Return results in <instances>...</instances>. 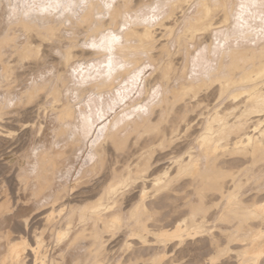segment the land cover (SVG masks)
<instances>
[{"label": "bare ground", "instance_id": "obj_1", "mask_svg": "<svg viewBox=\"0 0 264 264\" xmlns=\"http://www.w3.org/2000/svg\"><path fill=\"white\" fill-rule=\"evenodd\" d=\"M179 1H157L169 7V11L165 15L156 18L158 19V25L173 31L174 23L177 21L178 24L180 21L182 23L185 14L183 15L182 11H179L181 15H177ZM221 1L223 3L227 2L226 0ZM131 2L133 0H118V3L113 7L112 11L110 10L111 17L117 23L123 18L124 21L131 19L128 16L132 6ZM197 2L199 13H195L196 15L193 14L190 17L188 15V18L186 16V20H184L186 24H184L183 33L184 35H189L190 38L196 37L199 33L210 32L209 30L212 26L215 29L216 27L214 25L218 24L217 22L215 24V21L213 22L214 18L212 19L211 17L214 12L212 9L214 6L212 7L208 0H197ZM88 7L89 10L84 7L86 8L85 10H88L85 16L86 18L92 16L94 10V5ZM85 10L83 11L86 12ZM34 11L30 14L31 18L37 14V12L33 14ZM98 13L96 15L100 16L101 14L99 15ZM23 17L25 16H22L20 19L22 21L20 22L26 21V18L24 19ZM172 19L176 22L172 25L170 22L169 25L168 22ZM228 20V12H225L224 21L227 22ZM154 23L150 24L147 22L141 25L142 27H138L139 25L136 26V23H132L128 27L126 26L127 28L123 27L124 32L122 31V36H124V43L122 42L123 45L120 46V50L123 51V58L124 56L125 58L130 56L132 52L130 50L133 48H144L148 51L149 58L155 61L158 54L156 52L157 55L154 53V48L157 47L158 49V47H161L163 50H169L167 43L161 44L162 39L159 38L156 28L153 27L156 24ZM34 24H26L24 22L23 26L25 28L24 30L27 31V36L26 40L24 42L22 41L23 45L19 48L23 50L24 57L33 55L34 60L39 62V58L44 52V48H42L44 46L43 44L49 47L57 43L60 45V41H62L60 37L63 35H60L59 23L50 27L51 35L44 34L41 31L42 28H46L47 26L42 27V25H38L37 23ZM79 24H81L80 21ZM32 32H37V36L42 38L40 43H35V39H31V37H35V35L32 36ZM12 34L8 30L0 38V72L4 76L8 71L12 72L11 60L8 59L7 48L11 47L15 49L18 47L17 37ZM230 51L233 59L230 65H228L229 69H227V72L224 74L222 72L221 74L216 73V77L214 74L212 76L210 74L211 72L209 74L210 77H215L213 81L210 78L212 84L215 82L218 83L216 86L219 95L228 94V96H231V104L224 109L216 107L210 109L207 112L208 114L202 117L201 124L199 123L202 127L199 129V134L197 132L202 153L200 154L198 152L199 155H194L192 152H188L184 155V158L177 159L175 164L176 172L174 174L169 170H165L157 175L152 173L157 163L155 160V151L157 148H165L172 143V137H168V129L174 132L176 127L180 125L184 128L187 127V129L192 127L193 119L190 118V109L194 106L193 104L197 106L204 102L205 98L197 99L195 102L190 98L196 99V97H200L199 94L205 87V80L202 83L194 81L191 83L188 82V84H181L180 87L178 86V89L175 86L176 89L174 88L172 93L167 90L172 95L167 96L168 92H163L162 101L160 100L165 105V109L163 108L164 110H162L164 112L162 113V117L154 124L149 120L144 125L146 127L143 126L145 128L143 130L147 133V136H152V139L156 138V140L148 144V149L139 156L134 166L130 163H124L120 166L111 167V178L107 184L94 186L87 183L78 187L77 191H72L70 189L71 186L68 184L69 178H67V182L64 181L65 183L62 185L60 182L59 184L61 186H56L55 174L58 171L57 169L63 166L62 163L66 159H73L75 156H78L77 151L76 154L74 153L75 150L69 153V150L65 149L64 146V149L58 148L59 143L58 145L52 143L48 147L46 146L45 149L44 147H37L40 151L38 149L34 154L36 161H30L34 163V165H31L33 168H29L30 162H26L29 167L25 165L27 169H19L17 173L19 185L17 184L18 187L16 188V198L7 189L10 187V182L8 186L4 183L7 180L2 176H5L6 173L3 172L5 173L4 175L0 174L3 178V180H0L2 181L0 184H3L1 185L3 190L0 188L3 191L0 192V247H5L4 252L0 253V264H66L63 262L69 257H74L73 259L75 261L73 262H76L78 258H82L83 261L87 259L92 262L93 260L103 261V259H108L109 261L106 264H139L138 260L142 257L145 258L144 256L146 255L148 257L147 260H150L149 262L151 264H173L174 261L170 260L169 262V259H166V251L168 249V251H173L172 253H174V250L171 251L172 248H168L169 246L166 247V245L170 244L168 242L175 237H179L178 243L182 244L186 240V235L203 232L205 234L200 235L201 239L206 236L211 248L213 247L215 252L210 257L211 264H215L219 260V256L227 253L231 249L230 245L228 247L227 244V248L222 247L223 242H221V236L245 241L243 245L238 243L240 246L242 245L241 248L236 241L235 247L237 249L240 248L238 251L236 250V264H261L264 262V196L261 194L259 198V194L254 197L251 194V196H248L250 198H248L244 195L246 194L244 190L246 189V183L252 181L255 184L254 180L257 181L264 174L262 173L264 169L261 167L264 164H260V169L258 166L259 163L264 162V43L258 48L251 47L243 50H237L236 48ZM74 55V51L69 47L66 51L65 65H68ZM171 69L172 63L169 60L166 65L161 67L160 79L162 77H169ZM54 82L52 85H55L56 82ZM207 86L210 87L211 85ZM49 88L51 89V87ZM41 90L43 89L39 87L34 88L31 91L29 102H32ZM53 94L58 96L56 91H53ZM18 96L21 95L18 94ZM241 97L245 98L241 100ZM55 98L57 99V97ZM192 102L194 103L192 104ZM160 104L161 106L163 105L162 103ZM1 109L3 108L1 107ZM233 114L236 115L235 120L230 119ZM56 118L58 120L62 119V112L57 113ZM114 129H116L114 132L113 130H109L111 133L107 135L109 136L107 138L110 139L109 141L115 150L124 153L128 146L130 136L129 134L126 136L121 135L117 127ZM3 130L0 125V137L2 138L5 135V133L3 135L5 131ZM137 130L139 131L140 129ZM78 134L76 135L79 136ZM92 149L93 151L96 149L94 153L97 152V155L95 154L97 160L92 165V170H96L97 167L104 165L106 148L99 146L97 148L92 147ZM92 152L88 154L90 155ZM248 162L250 165L246 164ZM28 168L31 170H28ZM3 170L1 169L0 172L2 173ZM61 174H64V172ZM77 174L79 177L76 180L80 185L84 182L82 179L83 175L81 171H77ZM260 183H263V180ZM255 186L257 187V185ZM260 186L258 185L259 189H261ZM262 186L263 189L264 185ZM29 190L32 191L31 194L26 197L27 199H23L21 192ZM75 197H85L87 200L93 199L83 204L78 211L71 208L67 212H62L58 215L55 214V211L58 210L57 207H61L66 202L70 203ZM213 205L217 206V211L215 212H212ZM220 205L222 208L218 210ZM48 206L51 209L50 211L45 210L48 212L47 214L45 213L46 216H41L43 218L39 217L44 227L38 231L40 228L38 227L39 225L37 226L38 228L32 226L34 224L31 223V217L33 216H31V213H37ZM24 209H30L31 212L22 213ZM17 212H19L18 216L15 215ZM210 213L216 219H219L220 223H225V226H231V229L234 228V230L230 231L227 228L228 226L220 225L217 220V224L219 225L216 224V228L221 226L218 234L215 232L217 230L208 231L205 222L207 220L209 221ZM213 217L211 216V219ZM216 219L213 218L214 221ZM18 225L22 228H18ZM170 225H172V228H168ZM40 226L42 225L40 224ZM213 226L215 225L213 224ZM225 228L229 231H226ZM125 230L127 233L124 232ZM119 233L124 236L120 240L122 242V245H120H125L129 251L126 249L128 253L124 260L121 259L115 263L114 260L112 261V254H114L113 250L116 245H112V243L114 241L117 242L116 239ZM31 240L34 243H31ZM187 240L185 242L186 244L184 243L185 245H187ZM154 241L158 242V244L153 243ZM189 242L190 247H188L189 245L187 247L183 246L182 250H189L186 253H191L193 256L198 244L196 247V244L194 245V243ZM191 245L196 247V249ZM175 246H178L177 242ZM175 246L173 245V248ZM182 250L181 252H184ZM192 250H194L193 253ZM180 255L184 254L181 253ZM72 260L70 262L73 264Z\"/></svg>", "mask_w": 264, "mask_h": 264}, {"label": "rangeland", "instance_id": "obj_2", "mask_svg": "<svg viewBox=\"0 0 264 264\" xmlns=\"http://www.w3.org/2000/svg\"><path fill=\"white\" fill-rule=\"evenodd\" d=\"M78 1L0 0V38L5 32L9 30L11 33H13V36L17 37L16 39L18 45V47L15 49L11 47L7 48V55H9L8 59L11 60L10 64L12 65V72L8 71L5 76L0 72V79H2L0 80V85L2 84L0 86V108H3L0 110V125L1 128L6 131L5 132L3 130V135L5 133L6 136L4 135L3 138L0 137V170L4 169L2 173L0 172V174L4 175L6 173V177H2L7 180H4L6 181L4 183L7 186L10 182V187H8L7 189L12 192V195L14 194V198H16L17 196L16 188L19 185V177L17 175L19 169H27L25 168V165H27V163H29L30 161H36V159L34 158L35 152H37V150L42 147H44L45 149L46 146L48 147L52 143H56V145H58L59 143V145L57 146L58 148H63L64 146L65 149L69 150V153L70 151L75 150L74 153L76 154L77 151L78 154V156H75V158L73 159H66L62 163L63 166L57 169L59 172L56 171L55 174L56 186H61L63 183L67 182V178H69L68 184L71 186L70 189L72 191H77L78 187H81L87 183L94 186H102L103 184L109 183L111 178V167L120 166L124 163H130L132 166H134L139 156L144 151H146V149H148V144L156 140V138L152 139V136H147V133L144 132L145 128H143V126L146 125L149 120L154 124L158 122V120L162 117V113H164L162 110L165 109L164 103L160 102V100L162 101L163 92H168L167 96L172 95L171 93L174 90L175 86L178 89L181 84H188V82L191 83L194 81L202 83L205 80V87H207V89H205V87L203 88V90L199 94L200 97H196V99L190 98L194 102L197 101V99L205 98L204 102L197 106L196 104H193L194 102H192L194 106L190 109L191 111L189 112L190 118L193 119L192 127H190V129H187V127L184 128L181 127V125H177L178 127H176L174 132L168 129V137H172V143L170 144V146L168 145L165 148H157L155 151V160L157 161V163L156 166H154L152 173L154 175H157L165 170H169L174 174L176 172L175 164L177 159L184 158V155H186L188 152H192L194 155H199L198 152H200V154L202 153L200 147L201 144L199 142V135H197V132L198 134L200 132V127H202V125H200L202 117L206 116L208 114L207 112L210 109H213L215 107L224 109L231 104V96H228V94L220 96L216 86L218 85V83L215 82L214 84H212L210 78H212L213 81L217 74H221V72L224 74L225 72H227V69H229L228 65H230L233 59V55H231L230 50L236 48L237 50H243L247 48L249 49L251 47L258 48L264 43V19H262V17H264V6H262V0H226L227 2L224 3L221 0H208L211 6H214L212 8L214 11H212L214 15L213 13L211 15L212 19L214 18L213 22L215 21L214 23L216 24L217 22L218 24L214 25V27H216L215 29L212 26L211 29L214 30L210 29V32L199 33L194 38H190V36L186 34L184 35L183 32L185 26L184 24H186V21L184 22V20H186V16L188 18V15L190 17L195 13H199L197 0H180L178 2L177 15H181V13L179 14V11H182L183 15H185L182 23L180 21L178 24V21L176 22L175 18H173L175 20L172 19L168 22L169 25L170 22L171 25L176 22L174 23L175 26L173 31L157 24L158 19L156 18H160L169 11V7L161 4V2H157L159 0H133V2H131L132 6L128 13V16H130L131 19L128 18V21H124L123 18L119 23H117L111 17V11L113 7L118 3V0ZM50 3L52 5L60 3L61 5H64V7L56 8L53 6L48 11L41 10L43 7ZM69 3L75 6L69 9L67 7ZM88 3L90 5H94V10L92 16L86 18V13L89 10L88 6H90ZM105 3L113 4L112 8H105ZM242 3L247 6L245 9H241L240 5ZM84 7H86L88 10H85L86 8ZM228 8L230 12L228 11ZM83 10H85L86 12H84ZM33 11V14H35V12H37V14H35L36 16L31 18L30 14ZM38 12L41 13L39 14ZM225 12H228L229 15V20L227 22L224 21ZM97 13L101 15L98 16L96 15ZM22 16H25L23 18H26V21L20 22L22 21L20 20ZM27 18L29 19L28 21ZM125 19L127 20L126 17ZM79 21L81 24H79ZM131 21L132 23H136V26L139 25L138 27H142L141 25L147 22L150 24L155 22L156 24L154 23L155 25L153 24V27L156 28V32L158 33L159 38L162 39L161 44L167 43L169 50H163L161 49V47H158V49L157 47L154 48V53L156 52L158 54L155 61L149 58L148 51L144 48H133L130 50V52L132 51L131 54L129 52L130 56L126 58L124 56L123 58V51L120 50V46H122L124 43V36H122L124 32L123 27H128L129 25H131ZM24 22H26V24L37 23L38 25H42V27L47 26L46 28L41 29V31L47 35H51L50 27H53V25L59 23L58 27H60V35H63L60 37V39L62 40L60 41L61 46L58 43L50 47L46 44H43L44 46H42V48H44L45 50L43 49L44 52L42 51L43 55L39 58V62H36L34 60L33 55L24 57L23 50L19 48L21 45H23L22 41L24 42L27 36V31L24 30L25 28L23 26ZM46 22L51 23L47 24ZM127 23L129 24L127 25ZM115 32L116 35H120L122 37L123 42H121L122 44L117 47L115 55L122 63H124L125 68L123 70L114 71L115 74L113 72L111 78H108L103 73H97L96 71H94L96 67L106 61V57L103 52L97 49H93L91 45L93 42L99 44L101 37L105 33ZM31 34L32 36L35 35V37H31V39H35V43H40V40L42 38L37 36V32H32ZM69 47H71L75 55L68 63V65H65L64 61L66 51L67 49H69ZM169 60H171L172 63L170 75L169 77H162L160 79L161 67L166 65ZM227 66L228 68H226ZM73 68H76L78 71L83 68V72H80L79 75L75 77V79L79 82L82 77L84 83L75 84L73 82V75L71 73V70ZM209 73L212 74V76L214 74L215 77H210ZM203 77L205 78L203 79ZM200 78L203 80H201ZM165 81L168 82L166 83ZM53 82L55 83V85H52ZM57 82H59L60 84ZM206 84L211 86L208 87ZM37 87L42 88L43 90H41L36 95L32 102H29L31 91ZM49 87H51L52 90ZM167 90H169L171 93H169V91ZM53 91H56L58 96L53 94ZM18 94L21 96H18ZM159 95L161 98L159 97ZM26 96H28L27 99H25ZM55 97H57V99ZM243 98L245 97H241L240 99L243 100ZM160 103H162L163 105L161 106ZM53 108L57 111H54ZM59 112H62L63 118L58 120V117L56 118V115L57 113L59 114ZM98 112L103 115L102 120L97 118ZM235 116V114L231 115L230 119L235 120ZM66 122L67 125H69L68 127H66ZM116 127L118 128L117 130L121 135L126 136L129 134L130 136L128 146L124 153L115 150L112 143L109 141L110 139L107 138L109 137L107 135L111 133L110 131H116V129H114ZM137 129L140 130L138 131ZM75 130L76 132H74ZM139 132L143 133L139 134ZM76 134H78L79 136H77ZM91 146L93 148H97L99 146L106 148L104 165L97 167L96 170H92V165L97 160V152L94 153L96 149H94L93 151ZM37 147L39 148L37 149ZM90 148L93 152L90 150ZM38 151H40V149ZM89 152H92V154L90 153L89 155ZM30 163V167L28 165L27 166L29 168H33V166L31 165H34V163ZM246 164H249V162ZM260 164H264V162L258 164L259 169ZM261 167L264 169V165H261ZM29 168L28 170H31ZM64 170L67 172H65ZM69 170L70 174L68 173ZM61 171H63L64 174H61L63 173ZM77 171H81L83 175L82 179L84 180V182H82L80 185L76 180L77 177H79ZM262 173H264V170L262 171ZM2 177L0 178V180H3ZM61 177H63L62 179L64 180H62ZM263 177L259 178L257 181L254 180L255 184L252 181L246 183L245 188L247 190L244 189L246 191L244 192L247 195L244 194L245 197L251 196V194H253V197L259 194V198L261 194L262 196H264V188L262 189V185H264ZM262 180L263 183H260ZM1 182L2 181H0V183ZM1 185L3 184H0V188L2 189ZM255 185H257V187L258 185H261V189H259V187V190L256 189L257 187ZM2 190H0V192ZM22 192V195H20L23 197V199H27L26 197H28V195H30L32 191H26L28 193H26L25 191ZM89 200H87L85 197H75L70 201V203L66 202V204H63L61 207H57L58 210L55 211V214L58 215L59 213L67 212L71 208L78 211L81 206L87 203ZM221 205L218 207V210L222 208ZM48 207H44V209L40 210L37 213H31V216L33 215L31 217V223L34 224L32 226L35 228L40 227L38 231L41 230L42 227H44V224L39 220V217L46 216V214L48 213L47 211H50L51 209L50 206ZM59 209L63 210L59 212ZM43 210L47 211L44 212ZM212 210V212L217 211V206L213 205ZM30 212V209H24L22 211V213ZM15 215L18 216L19 212H17ZM209 215H211V213ZM211 216L213 217L214 215L212 214ZM211 216L209 221L206 219L207 221L205 222L207 229L208 231L217 230L215 232L218 234L221 226L217 228L216 226L219 225L217 224V220L218 223H220V220L216 219L214 216L213 218L216 219L214 221L213 218L211 219ZM207 218H209V216H207ZM40 224L42 226H40ZM213 224L215 226H213ZM221 224L224 226L226 225L225 223H220V225ZM17 227L22 228L19 225ZM168 228H172V225H170ZM227 228L230 231L234 230V228L231 229V226H228ZM228 229H226V231H229ZM124 232L127 233L126 230ZM201 234H205V232L186 235L185 238L186 240L188 239L187 245H185L186 240L182 244H179V237L171 239L168 242L170 244L166 245V247L169 246L168 248H172L171 251L174 250V253H172L173 251H168L169 249L167 248L168 250L166 249V259H169V262L170 260L174 261L173 264H211L210 257L215 252L213 247L211 248V245L206 239V236L201 239ZM119 235L120 233L118 234V238L116 239L117 242L114 241L112 243V245H116H114V254H112V261L114 260L115 263L119 262V260L121 259L124 260L129 251L128 248L125 247V245L121 246L122 242L120 240L124 236ZM188 241L194 243V245L196 244V247L198 244L197 249L196 247L191 245L196 249V252L192 250V253L194 252L193 256L191 253H186L189 252V250H182L183 246L187 247L189 245ZM236 241L237 244L240 243L243 245L245 243V241L236 240L232 237L227 238L221 236V242H223L222 247L227 248V245L228 247L230 245L231 249L230 251H227V253L219 256V260H217L215 264H236V252L242 246L238 244L240 248L237 249V247H235ZM176 242L178 246H175ZM31 243L34 242L32 241ZM153 243L158 244V242L156 241H154ZM173 245L175 246V248H173ZM232 245L233 247H231ZM188 247H190V245ZM126 249L128 251H126ZM175 249L177 252L175 251ZM179 249L184 252H181V250ZM4 250L5 247H0V253L4 252ZM180 252L184 255H180ZM144 257L145 258L142 257L140 260H138L139 264H151V262H149L150 260H147V255ZM69 258H71L70 260H72L74 257ZM69 258H67V260L63 263L72 264ZM81 259L82 258H78L76 262H73L75 261L73 259L72 262L73 264H106L109 261L108 259H103V261L93 260L92 262L91 260L89 261L86 259V261L84 259L83 261V259ZM81 261L85 263H81ZM261 264H264V262H262Z\"/></svg>", "mask_w": 264, "mask_h": 264}, {"label": "snow or ice", "instance_id": "obj_3", "mask_svg": "<svg viewBox=\"0 0 264 264\" xmlns=\"http://www.w3.org/2000/svg\"><path fill=\"white\" fill-rule=\"evenodd\" d=\"M61 8L64 7V5H61L60 3H56L55 5H52L51 3L43 7L42 11H48L52 7ZM75 5L69 3L67 7L70 9L74 7ZM262 6H264V0H262ZM105 8L111 9L112 4L111 3H105ZM241 9H245L247 6L245 4L240 5ZM264 19V17H262ZM122 37L120 35H116L115 33H105L101 39L99 44L93 42L91 47L93 49L100 50L105 54L106 61L104 63H101L98 67L94 69L97 73H103L106 77L111 78L114 71L117 70H123L125 68L124 63H122L115 55V51L117 47L121 44ZM91 68V66H90ZM72 75L74 77V83H84L83 78L81 77L80 81L78 82L75 77L79 75L80 72H83V68H81L79 71L76 68H73L71 70ZM94 78V77H93ZM98 119H103V115L101 113H97Z\"/></svg>", "mask_w": 264, "mask_h": 264}]
</instances>
